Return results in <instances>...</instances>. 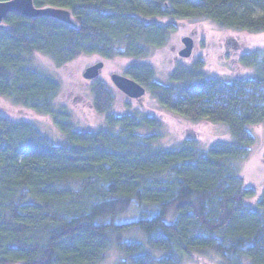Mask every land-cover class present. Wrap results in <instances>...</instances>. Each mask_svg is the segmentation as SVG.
I'll return each instance as SVG.
<instances>
[{"label":"trees","instance_id":"obj_1","mask_svg":"<svg viewBox=\"0 0 264 264\" xmlns=\"http://www.w3.org/2000/svg\"><path fill=\"white\" fill-rule=\"evenodd\" d=\"M1 1V0H0ZM68 9L72 21L11 13L0 26V96L49 116L57 143L35 122L0 112V264H97L113 247L129 264H186L212 253L220 264H264V188L239 175L264 123V49L241 55L249 76L210 77L182 62L159 81L145 60L166 46L173 22L208 19L264 32V0H34ZM169 21V22H166ZM37 53L58 68L81 55L131 59L123 74L164 108L190 121L226 125L208 149L187 137L158 143L162 120L140 108L115 111L106 82L93 83L105 120L76 128L56 107L60 82L33 66ZM133 211L135 218L123 219ZM143 234L148 246L139 241Z\"/></svg>","mask_w":264,"mask_h":264},{"label":"rangeland","instance_id":"obj_2","mask_svg":"<svg viewBox=\"0 0 264 264\" xmlns=\"http://www.w3.org/2000/svg\"><path fill=\"white\" fill-rule=\"evenodd\" d=\"M173 23L176 28L170 35L166 46L154 50L145 60L146 63L154 66L157 79L164 83H168L166 72L173 69L177 63L192 65L197 60L203 62V70L210 77L230 81L237 76H249L253 70L238 63L241 55L264 49V32L222 28L208 19L179 20ZM185 36H191L194 39L193 52L188 58H183L179 54L184 47L182 39ZM99 61L104 62L99 77L93 80L84 78L86 68ZM131 61V59L119 57L107 59L98 54L81 55L64 67L58 68L48 56L37 53L33 56L32 64L51 74L60 82L59 94L55 100L56 107H63L69 112L70 119L78 129L95 130L105 125L103 116L93 106L95 96L92 86L94 81L99 79L114 89L115 111L121 113L129 110L125 104L130 102V110L140 108L162 120L160 128L162 137L158 143L163 146L170 147L187 137H192L199 140L202 148L208 149L210 144L219 137L229 139L227 126L224 124H211L205 120L190 121L179 113L164 108L148 91L142 100L143 104L119 91L111 81V75L113 73L123 74L124 68ZM0 112L14 119H25L37 123L57 143L65 139L51 117L17 106L3 96H0ZM251 130L256 141L252 146L251 155L240 165L239 175L247 188H254L257 191L255 197L246 199L247 204L255 206L257 197L264 188V123L252 125ZM133 218H135L133 211L123 217L129 220ZM138 239L148 246L143 234ZM126 259L127 257L121 250L113 247L97 264H126L124 263ZM186 264H220V261L216 255L208 253L198 255Z\"/></svg>","mask_w":264,"mask_h":264},{"label":"water","instance_id":"obj_3","mask_svg":"<svg viewBox=\"0 0 264 264\" xmlns=\"http://www.w3.org/2000/svg\"><path fill=\"white\" fill-rule=\"evenodd\" d=\"M15 13L27 18H35L47 16L52 18H59L65 21H72L71 12L68 9L56 7H37L34 0H1L0 1V26L9 14ZM184 47L179 54L183 58H188L192 55L194 48V39L191 36H185L182 39ZM104 67V62L99 61L84 71V78L93 80L99 77L101 70ZM111 81L116 88L131 99L139 100L142 103L143 98L147 94V89L144 85L136 80L121 74L113 73Z\"/></svg>","mask_w":264,"mask_h":264}]
</instances>
